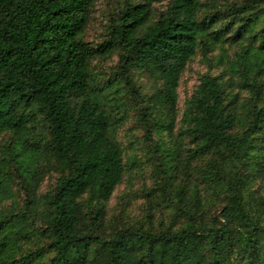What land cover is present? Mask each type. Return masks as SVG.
<instances>
[{
  "label": "trees",
  "instance_id": "trees-1",
  "mask_svg": "<svg viewBox=\"0 0 264 264\" xmlns=\"http://www.w3.org/2000/svg\"><path fill=\"white\" fill-rule=\"evenodd\" d=\"M98 1L0 0V264H264V0H118L92 43ZM131 112L151 185L111 219Z\"/></svg>",
  "mask_w": 264,
  "mask_h": 264
},
{
  "label": "rangeland",
  "instance_id": "rangeland-1",
  "mask_svg": "<svg viewBox=\"0 0 264 264\" xmlns=\"http://www.w3.org/2000/svg\"><path fill=\"white\" fill-rule=\"evenodd\" d=\"M118 0H99L92 12V17L85 33L86 40L96 43L99 42L104 34V26L107 23L109 7ZM224 3L227 0H216ZM237 50L235 47L228 45L218 47L207 55L199 51L189 62L184 71L180 85L178 87L179 103L178 108L180 117L183 112L184 104L195 91L200 82V78L205 73L220 75L227 70L228 62L233 58V52ZM225 55V56H224ZM116 56L107 61H95L94 67L96 71H108L110 66L116 62ZM224 62V65L222 64ZM143 81H147L143 79ZM137 117L134 112L130 113V117L125 125L120 129L118 137L125 149V161L129 166L132 164L128 161L129 157L137 159V165L128 169L125 173L123 182L117 188L112 200L109 203V217L112 219L120 211L123 206L125 214L131 218H137L141 213V207L144 203L143 189L151 185V167L149 165L150 150L142 143L143 130L137 123ZM133 143V144H132ZM129 168V167H128ZM55 182V175H46L40 187V193L48 191ZM10 205V202H8Z\"/></svg>",
  "mask_w": 264,
  "mask_h": 264
}]
</instances>
